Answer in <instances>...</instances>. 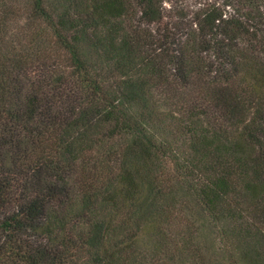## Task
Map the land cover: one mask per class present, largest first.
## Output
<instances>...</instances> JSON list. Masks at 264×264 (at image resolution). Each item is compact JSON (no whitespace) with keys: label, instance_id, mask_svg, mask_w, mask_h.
Wrapping results in <instances>:
<instances>
[{"label":"trees","instance_id":"obj_1","mask_svg":"<svg viewBox=\"0 0 264 264\" xmlns=\"http://www.w3.org/2000/svg\"><path fill=\"white\" fill-rule=\"evenodd\" d=\"M0 264H264V0H0Z\"/></svg>","mask_w":264,"mask_h":264}]
</instances>
